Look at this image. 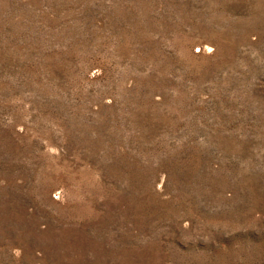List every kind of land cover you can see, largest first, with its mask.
Returning a JSON list of instances; mask_svg holds the SVG:
<instances>
[{
    "label": "rangeland",
    "instance_id": "rangeland-1",
    "mask_svg": "<svg viewBox=\"0 0 264 264\" xmlns=\"http://www.w3.org/2000/svg\"><path fill=\"white\" fill-rule=\"evenodd\" d=\"M0 264H264V0H0Z\"/></svg>",
    "mask_w": 264,
    "mask_h": 264
}]
</instances>
